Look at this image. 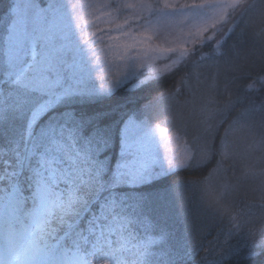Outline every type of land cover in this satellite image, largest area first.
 Segmentation results:
<instances>
[{
    "label": "snow or ice",
    "instance_id": "snow-or-ice-1",
    "mask_svg": "<svg viewBox=\"0 0 264 264\" xmlns=\"http://www.w3.org/2000/svg\"><path fill=\"white\" fill-rule=\"evenodd\" d=\"M61 8V0H10L0 15V122L19 119L22 129L10 154L0 149V221L7 210L10 237L27 238L7 257L0 251V264H48L49 257L89 264L88 253L98 251L113 258L104 264H138L156 241L149 235L131 252L125 234L151 217L143 197L121 188L151 183L164 169L154 172L156 161L133 135L134 119L114 137L105 116L76 109L77 99L95 93L77 87L79 49L60 26ZM115 46L126 52L133 45Z\"/></svg>",
    "mask_w": 264,
    "mask_h": 264
},
{
    "label": "trees",
    "instance_id": "trees-1",
    "mask_svg": "<svg viewBox=\"0 0 264 264\" xmlns=\"http://www.w3.org/2000/svg\"><path fill=\"white\" fill-rule=\"evenodd\" d=\"M9 3L0 0V15ZM224 30L220 41L218 34L213 42L197 46L160 76L134 88L123 84L97 98L75 101L82 115L105 116L114 137L130 115H143L173 130L179 120L194 128L192 132L176 131L190 148L186 165L151 183L121 188L129 196L143 197L145 212L151 217L150 225L137 223L125 234L131 252L149 235L156 241L138 264H264V240L246 243L227 254H213L217 244L211 234L240 201H264V0H245L241 9L236 6ZM21 132L19 119L0 122V149L10 154V142L19 140ZM117 150L113 148V158ZM220 165L226 172L239 167V176L244 175L250 184L230 192V198L215 205L217 211L202 218L205 227L190 233L185 210L175 214L172 199L167 196L163 203L159 193L170 195V189L178 187L197 196ZM228 180L235 183V175ZM55 190L64 191L62 185ZM88 257L93 264L113 259L107 251L89 252Z\"/></svg>",
    "mask_w": 264,
    "mask_h": 264
},
{
    "label": "rangeland",
    "instance_id": "rangeland-1",
    "mask_svg": "<svg viewBox=\"0 0 264 264\" xmlns=\"http://www.w3.org/2000/svg\"><path fill=\"white\" fill-rule=\"evenodd\" d=\"M61 4L60 26L71 33L79 49L77 87L83 92H94L89 98L94 99L108 93L101 91L102 85L105 89L111 85L113 90L123 84L134 88L170 71L185 60L191 50L205 42H213L218 34H221L217 40L220 41L233 9L236 6L241 9L245 0H61ZM73 4L78 7L74 9ZM122 41L133 46L125 52L115 46ZM129 118L140 125L133 135L156 161L154 172L162 168L165 174L189 162L190 148L181 133L176 132L179 128L192 132L194 128L189 122L185 124L179 120L173 130L143 115H130L125 121ZM181 160L184 163L178 164ZM233 170L226 172L220 165L204 182L197 196L192 191L175 187L170 189V195L165 191L159 193L160 200L165 203L167 196L172 199L177 215L185 210L187 230L197 232L205 227L206 219L202 218L217 211L215 205L219 201L230 198V192L249 186L245 176H239V167ZM234 175L235 183L228 180ZM263 202L240 201L226 216V222L213 228L211 234L217 244L213 254L218 251L227 254L246 243L257 244L264 240ZM56 203L54 197L53 207ZM26 244L25 237H10L5 210L0 221V251L7 257L14 247L23 248ZM54 256L59 259L60 252L56 251ZM87 258L89 264H93L91 258ZM51 259L48 258V264Z\"/></svg>",
    "mask_w": 264,
    "mask_h": 264
}]
</instances>
